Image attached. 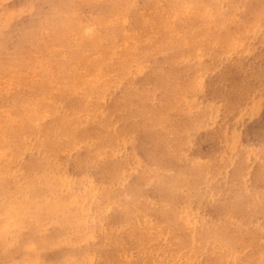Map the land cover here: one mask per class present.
Returning <instances> with one entry per match:
<instances>
[{
    "label": "bare ground",
    "instance_id": "1",
    "mask_svg": "<svg viewBox=\"0 0 264 264\" xmlns=\"http://www.w3.org/2000/svg\"><path fill=\"white\" fill-rule=\"evenodd\" d=\"M204 1L209 0L200 3ZM257 1L237 0L247 5L244 14L253 22V36L264 29V3ZM186 28L194 33V28ZM186 36L183 43L175 41V47L174 41L166 40L158 48H147L141 44L148 42L135 40L110 72L97 66L99 73H106L105 81L82 85L73 76L65 86L66 97L78 102L64 111L68 116L81 113L72 117L76 122H64L61 114L57 125L46 126L38 119V123L22 122L17 132L0 130V264H264V130L247 144L239 140L264 102V56L257 54L254 37L244 56L226 41L219 54L211 48L215 54L209 57L208 50L216 65H212L217 77L214 88L230 84L232 95H220L229 98L228 104L209 100L205 116L194 119V60L204 57L197 53L202 46L194 47L196 39ZM73 46L69 63L79 56L86 71L92 63L85 58L88 47ZM254 72L263 76L253 79ZM202 97L207 96L202 93ZM197 136L201 143L213 145L208 156L194 149ZM36 196L39 199L32 201ZM21 230L29 233L18 241L15 235ZM96 237L100 245L93 244Z\"/></svg>",
    "mask_w": 264,
    "mask_h": 264
},
{
    "label": "rangeland",
    "instance_id": "2",
    "mask_svg": "<svg viewBox=\"0 0 264 264\" xmlns=\"http://www.w3.org/2000/svg\"><path fill=\"white\" fill-rule=\"evenodd\" d=\"M126 1L127 0H0V130L4 131L5 129H8L10 131L17 132L22 122L24 123V124L22 123L23 125H27L29 122L38 123V119L42 120L44 122L43 124L46 126H49L51 124L57 125L59 117L62 116L63 114L64 115L60 118L62 120L66 119V121L64 120V122H67L68 119L71 120L72 122H76V120L74 121L72 117L76 119L77 117L81 116V113L80 114L78 113L75 116L74 115L68 116L69 112L64 111V109L68 108L67 105L72 106L74 102H78L73 99H67L68 97H66L68 89L65 86L66 84H68V81L69 80L72 81L75 78L73 81H75L76 83L83 81L82 85L84 84L91 85V84H94L97 79L98 80L102 79L104 81L107 80L106 73L104 72L99 73V71L97 70V66L104 65L106 70H109L108 72H110L111 69L118 63L119 60H122L123 58L127 56V54H124L125 53L124 51L125 49H129L130 46L135 43V40L138 41V43L140 42L144 43V41L148 42V44L146 45L145 44L142 45L140 43L141 46H146L147 48L150 46L152 47L156 46L158 48L159 45H162L163 43L165 44L167 41H171V42L176 41V42L183 43L185 38L187 37L186 35L188 34V38L190 36V38L191 39L193 38L194 41L196 39L197 44L194 43V47L197 48L198 44L202 46V47H198V49L199 48L200 49L197 50V53L199 54L201 58L204 57V60L202 59H200V61L194 60V68L197 73V74H194L195 75L194 76V82H195L194 83V119H202V117L205 116V113L208 110V107L206 104H208L209 102H220V103L226 102V104H228V102L230 103V100L228 97H223L224 99L220 97L222 93L224 94L226 93L227 96L232 95V93H230L231 91H229L230 88H232L230 87V84L225 86L227 87L226 89L224 86H218L220 89H222L220 92H219V88H214L213 86L214 81L217 79V77L213 76L214 73L212 70L213 68L212 65L214 66L216 65H215V62H213L211 58L209 57L215 54L214 53L215 51H216V54H219L220 52H222L224 49L222 46H224L225 43L228 42L229 46H233L234 50H236L238 54L240 52L239 54L240 56H244V54L247 51V47H248L247 43L249 42L250 39H252V37H254L253 39H256L255 45L258 47L257 54H262V56H264V37H262V35H264L263 33L264 29H263V32H261L260 34L258 35L256 34V36L255 35L253 36L254 34L252 33L253 22L252 20H249L248 17H246L244 14L248 10L247 5H243V6L239 5L237 3V0H221L223 1V3H221L220 0L219 1L209 0V1H204V3L202 4L200 3L201 0H194L196 1L195 5L198 4L197 7H195V5L193 4L194 1L192 3V0H188V1L185 0L188 3V5L185 2L184 4L183 0H134V1L128 0L127 5H126ZM255 1L258 2L257 0ZM173 2H175V5ZM235 2L237 4H234ZM213 3L214 5H217V6H214ZM259 3H264V0H261V2ZM199 4L201 5L200 7H198ZM170 5L173 6L174 8H172ZM238 5H239V8H238ZM225 6H227V8ZM233 7L237 9H234ZM131 8L133 10H131ZM169 8L171 9L168 10ZM214 8H216V10H214ZM124 9L125 11L123 12ZM203 9L204 10L206 9V10L203 11ZM106 10H108V12L111 11V13L109 12L110 14L108 15V12ZM173 10L174 12H172ZM183 10H186L185 13H183L184 12ZM207 10L209 13H207ZM65 11L66 13H64ZM135 11L138 12V16L136 15V17L134 16L135 14H137L135 13ZM233 11L235 15L233 14ZM126 12H128L129 14ZM175 13L177 14L176 16H175ZM102 14H104V16ZM186 14L187 15L189 14V15L187 16ZM190 14H192V16ZM218 14H219V17H218ZM220 15H224L223 17H226L228 21L226 20V18H224L225 20L223 19V17L221 18ZM139 16L141 19H139ZM207 16H209V21L207 20L208 19ZM62 17H64L66 20L64 18L63 20L60 19ZM205 17L207 18L205 19ZM134 18H137L136 20L138 21L142 20L141 21L142 24L140 25V22L138 24V21L136 22ZM210 20H212V23ZM232 20L234 21L232 22ZM114 21L116 22L114 23ZM228 22H232L233 25L232 23L228 24ZM147 23L148 24L150 23V24L147 25ZM82 24L84 25L81 27ZM119 24H121V27L124 26L125 28H127V31L125 28H122L123 29L122 31ZM169 24H172V25H169ZM173 25L174 27H172ZM90 26H93V29ZM189 26L191 29L194 28V33L192 31L193 29L192 30L187 29L189 28ZM150 27H152L153 30L150 29ZM184 27L185 28L187 27L186 29L188 31H184L185 30ZM225 28H227L228 30H226ZM242 28H244L245 31ZM239 29L240 31L242 29V31H244L246 35H243L244 32L242 31L238 32ZM87 30H89L91 33ZM164 30H167L168 32L165 33ZM230 30L232 31V33ZM234 31L236 32L234 33ZM83 32L84 34L85 33L87 34V37L85 39L84 37H82ZM191 32L193 33L192 34L193 37H191L192 36ZM144 33H147V35H143ZM92 34L94 35V37H91L90 39V35L93 36ZM161 34H162V37H161ZM194 34L196 35L198 34V38H196V35L194 36ZM239 34L240 36L241 35L242 36L241 38L238 39ZM247 34H250V35H247ZM103 35L105 37V40L104 38H102ZM164 35L165 36L167 35V36L163 37ZM148 36L150 39L147 38ZM155 36H157L156 38H160V39L159 40L156 39ZM245 36L247 39L245 38ZM81 37L83 39H81ZM173 37H175L176 40H173L174 39ZM235 37L239 41L235 40ZM92 38H94V40ZM162 38L165 40H163ZM226 38H228L230 41H227L228 39L226 40ZM141 39L143 40L141 41ZM179 39H182V40L179 41ZM197 39L201 41L199 42ZM81 40L83 42L82 44H80ZM218 40H220L222 44ZM78 41H79L78 44L81 45V48H84L83 46L88 47V52L86 51L87 53L85 54V58L87 59V61H91L92 63H90L86 71L85 70L82 71L83 68L81 66V62L83 61V59L80 60L81 57L78 56L79 60H76L75 62L69 63L68 61V57H69L68 51L69 49L74 47L73 44L80 47V45H78L77 43H73V42H78ZM71 42L73 44H71ZM121 42L122 43L126 42L127 46H126V43H124L125 44L124 45V44H121ZM174 42L173 44H175L174 45L175 47L177 43L176 42L174 43ZM206 42L208 44H206ZM260 42H261V45L259 44ZM95 43H97V45L99 44L98 45L99 47ZM228 43H226V45H228ZM83 44H86V45H83ZM100 44H103V47H101L102 45L100 46ZM219 46H220V49H218ZM108 47L110 49H108ZM117 48L119 51L117 50ZM211 48H213L214 52L212 51ZM114 50H117L116 56L112 57V55L115 53ZM200 50L201 52H199ZM208 50H209L210 55L208 54ZM119 53H122V54H119ZM207 54L209 55V57ZM137 60L141 61V58L138 57ZM211 61H212V64L210 63ZM200 62L205 63V65H203V63L200 64ZM57 64L59 65L57 66ZM262 67L264 69V64H262ZM205 68H207V70ZM70 70H72V72ZM79 70L81 73H77L79 72ZM203 71H205L204 72L205 74L203 73ZM70 72L72 74H70ZM258 76L259 77L263 76V73L262 72L260 74L256 72L252 73L253 79L259 78ZM87 77L88 78L90 77V78L88 79ZM263 79L264 77L262 78V80ZM43 80H45V82ZM76 86H79V84ZM50 89H52L53 91ZM47 90H50L51 93ZM54 92H57V93H54ZM202 93H203V96H207V97H202ZM41 95H43L42 96L43 98L41 97ZM49 95L53 96L52 97L53 101L51 98H47L49 97ZM40 97L41 99H43L42 101ZM28 98L30 100H27ZM31 98L35 100L36 103L33 100H31ZM196 98L198 99L199 102H197ZM13 101H16V103ZM40 101L41 103H39ZM45 101H47L49 105ZM51 101H52V104L55 105L56 107H54L53 105L50 106ZM54 101H55V104H54ZM32 102H34V104ZM62 105L64 106L63 109H62ZM35 106H39V110ZM51 107H53L54 109ZM17 108H18V112H16ZM32 108L35 111V113L33 110L31 112L29 111ZM240 109L241 108H239V110ZM49 111L53 113L51 114ZM257 111H258L257 116L253 118L252 121L247 125V129L243 130L242 133L240 134L239 140L242 144H247L249 139H252V138L255 139L259 135V133L264 130V102L259 103ZM31 113L33 115H31ZM46 113H47V116H46ZM199 113L200 115H198ZM84 114H85L84 116L88 117L87 112ZM23 119H26V121ZM68 123H70V121H68ZM219 124H221V120H218L216 122V126L218 129L220 126ZM34 131L39 132L41 131V129L40 130L34 129ZM71 134H73V132H71ZM194 140H195L194 143L196 146V147L194 146V149H201L200 151L202 152L201 153L202 155L207 154L204 156H208L211 153L210 150L212 151V149H208L210 147L211 148L213 147V145L212 146L210 145L211 142L209 143V145L208 143H201L199 141L198 136L195 137ZM6 148H7L6 145L1 147L2 150ZM3 153L4 152L2 151V154ZM20 155L24 157L28 156V154L24 152H21ZM36 198L39 199L38 196H36L32 198V201L36 202ZM71 208H73V206H71ZM73 209H75V207ZM28 233H29L28 230L18 231L17 234L15 235V239L18 241L23 240L27 237ZM8 240H9V237H8ZM30 244L31 243H29L28 246ZM93 244L100 245L101 244L100 237L99 238L96 237V241H94ZM2 260L4 261L3 256H2Z\"/></svg>",
    "mask_w": 264,
    "mask_h": 264
}]
</instances>
